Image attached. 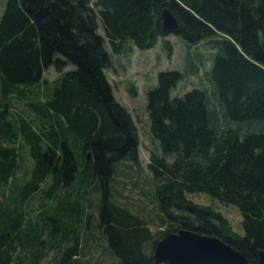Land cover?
Returning <instances> with one entry per match:
<instances>
[{"label":"trees","instance_id":"obj_1","mask_svg":"<svg viewBox=\"0 0 264 264\" xmlns=\"http://www.w3.org/2000/svg\"><path fill=\"white\" fill-rule=\"evenodd\" d=\"M184 45L207 38L209 86L173 89L198 73L160 70L146 90L151 199L159 225L111 193L115 166L137 164L139 137L106 70L128 44L144 51L165 36L163 8ZM102 30V33L99 30ZM166 46L171 49L169 41ZM196 57L201 54L195 52ZM54 66L58 75L44 78ZM14 101L18 106L13 105ZM18 107V108H17ZM28 159L29 163L25 164ZM39 194L36 208L31 198ZM235 206L242 233L189 199ZM27 207V209H25ZM97 228L115 264H152L156 242L180 228L215 235L259 264L264 249V0H6L0 16V264H88ZM30 210H37L30 216Z\"/></svg>","mask_w":264,"mask_h":264},{"label":"rangeland","instance_id":"obj_2","mask_svg":"<svg viewBox=\"0 0 264 264\" xmlns=\"http://www.w3.org/2000/svg\"><path fill=\"white\" fill-rule=\"evenodd\" d=\"M6 0H0V16L3 12ZM102 33V30H99ZM169 41L171 49L166 46ZM176 35L169 34L164 40H160L154 47L141 51L135 46L128 44L121 54H112V64L106 70V76L111 84L114 97L123 104L135 122L139 137L137 164L122 159L115 166V181L112 183L111 193L115 199L124 204L133 213L143 220L149 222L152 232L164 230L165 226L159 225L157 217L158 210L154 208L151 199L152 173L148 167L150 154L160 153L158 143L151 138L149 132V119L146 111V90L156 82V75L160 70L173 68L183 70L184 57L189 50V55L194 63H197L198 73L188 75L173 89V94H182L184 91L196 86H209L205 72L211 65V59L215 51L210 48L207 38L196 44L184 45ZM195 52L201 54V58L196 57ZM58 75L54 66H50L44 71V78L52 80ZM15 106L18 103L14 101ZM18 108V107H17ZM29 160H25V164ZM39 194L36 193L31 198L32 208H36L39 201ZM193 202L210 206L227 218L233 230L242 233L241 215L238 209L232 205H224L204 193L188 194ZM27 209V207L25 208ZM37 210H30V216H34ZM97 213L92 208V216L87 223V229L95 239L91 242L89 250L84 249L82 261L88 264H115V259L107 251V245L97 228ZM53 255L52 250L46 251L45 256L39 264H47ZM14 262L18 264L20 258L26 261L24 254L15 251L13 253ZM22 262L20 261V264Z\"/></svg>","mask_w":264,"mask_h":264},{"label":"water","instance_id":"obj_3","mask_svg":"<svg viewBox=\"0 0 264 264\" xmlns=\"http://www.w3.org/2000/svg\"><path fill=\"white\" fill-rule=\"evenodd\" d=\"M164 36L179 29L175 15L165 7L160 12ZM152 264H251L239 250L215 235L180 228L159 239L153 249ZM259 264H264V249L257 251Z\"/></svg>","mask_w":264,"mask_h":264}]
</instances>
